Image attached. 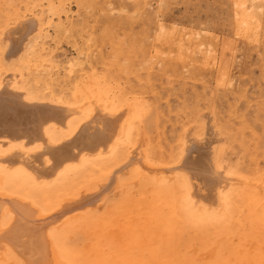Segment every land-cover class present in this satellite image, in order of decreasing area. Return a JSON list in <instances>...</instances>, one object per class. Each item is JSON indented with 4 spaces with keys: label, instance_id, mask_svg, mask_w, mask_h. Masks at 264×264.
Wrapping results in <instances>:
<instances>
[{
    "label": "bare ground",
    "instance_id": "bare-ground-1",
    "mask_svg": "<svg viewBox=\"0 0 264 264\" xmlns=\"http://www.w3.org/2000/svg\"><path fill=\"white\" fill-rule=\"evenodd\" d=\"M65 8L0 0V264H264V123L194 106L167 142L156 105L47 46Z\"/></svg>",
    "mask_w": 264,
    "mask_h": 264
},
{
    "label": "rangeland",
    "instance_id": "rangeland-1",
    "mask_svg": "<svg viewBox=\"0 0 264 264\" xmlns=\"http://www.w3.org/2000/svg\"><path fill=\"white\" fill-rule=\"evenodd\" d=\"M62 1L70 22H53L47 46L83 72L117 77L156 105L167 142L194 106L214 109L219 123L243 127L257 141L252 131L264 123V0L256 2L262 11H251L262 23L250 37L238 33L240 0Z\"/></svg>",
    "mask_w": 264,
    "mask_h": 264
}]
</instances>
